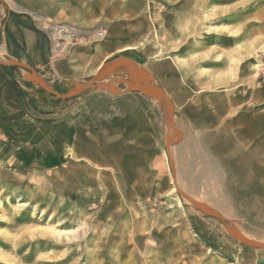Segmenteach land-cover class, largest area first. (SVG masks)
<instances>
[{
	"label": "rangeland",
	"instance_id": "374dc122",
	"mask_svg": "<svg viewBox=\"0 0 264 264\" xmlns=\"http://www.w3.org/2000/svg\"><path fill=\"white\" fill-rule=\"evenodd\" d=\"M48 21L89 32L52 65ZM0 78L23 92L0 95V264H264V218L234 217L199 154L236 185L263 136L264 0H0Z\"/></svg>",
	"mask_w": 264,
	"mask_h": 264
},
{
	"label": "bare ground",
	"instance_id": "6f19581e",
	"mask_svg": "<svg viewBox=\"0 0 264 264\" xmlns=\"http://www.w3.org/2000/svg\"><path fill=\"white\" fill-rule=\"evenodd\" d=\"M232 87V86H231ZM231 89V88H230ZM231 91V90H230ZM227 98H226V102L229 105H235L236 103H238L240 100L238 98V95L236 93H231V94H227ZM226 96V95H224ZM223 97V96H222ZM242 97V96H241ZM221 98V97H220ZM223 99V98H221ZM242 99V98H241ZM262 101V99H261ZM227 105V104H226ZM236 107V106H235ZM238 107V106H237ZM233 108V107H232ZM237 109V108H236ZM237 111V110H236ZM241 112V111H240ZM235 113V112H234ZM229 118V117H228ZM232 118V117H231ZM227 123V122H224ZM223 123V124H224ZM233 125L237 126V131L238 134H244V136L248 137H252L253 133L255 131H259L260 129H262L260 126H256L255 121H252V118L248 117L247 115H241L239 114L238 116H236L235 118H233V120L230 122V126L232 127ZM221 126V125H220ZM227 128V127H226ZM223 129V128H222ZM213 130V129H212ZM224 130V129H223ZM210 132V131H208ZM240 132V133H239ZM263 132V136H261L260 139L253 141V147L250 149V154H248V159L246 160V162L242 159L239 160L238 164V168L233 172V175H237V184L233 185L232 183H230V181L228 180V176L231 174V172H226L225 170H223V168L217 163L214 162V157L213 155L207 151V152H202L200 151V157L201 160L204 159V165H203V173H208L209 175L211 174L212 176H218V178H220V181L223 183V191L228 195L229 199L228 202H230V204L234 207V217H247L249 222L254 224H261L262 222V217L264 218V210L263 209H259L258 207V192H264V129L262 130ZM120 133V132H119ZM203 133V132H202ZM213 133V132H212ZM227 133V132H225ZM111 134V132H110ZM217 134V133H216ZM123 135V134H122ZM200 135V134H199ZM198 135V138H199ZM202 135V134H201ZM237 135V134H236ZM179 136V135H178ZM120 138V137H119ZM123 138V137H122ZM121 138V139H122ZM195 139V137H194ZM200 139V138H199ZM117 140V139H116ZM120 140V139H119ZM196 140V139H195ZM241 140V139H240ZM245 140V139H244ZM201 141V140H200ZM239 141V140H238ZM196 142V141H195ZM210 142V141H209ZM117 143V141L115 142ZM237 143V142H236ZM250 143V141H249ZM195 145L197 143H194ZM200 144V142H199ZM202 144V143H201ZM248 144V143H247ZM246 144V145H247ZM118 145V144H117ZM230 145V144H229ZM106 146V145H105ZM201 146V145H200ZM92 147V146H91ZM100 147V146H99ZM121 147V146H120ZM193 147V146H192ZM191 147V148H192ZM204 147V146H203ZM249 147V146H248ZM90 148V147H89ZM195 148V147H194ZM198 148V147H197ZM228 149V146L226 147ZM196 149V148H195ZM236 149L237 151L242 154L243 153V147L242 145H236ZM201 150V149H199ZM205 150V149H204ZM229 151H231L230 149H228ZM226 151V149H225ZM246 151V150H245ZM94 153V152H93ZM119 153V152H118ZM124 153V152H123ZM122 153V154H123ZM124 155V154H123ZM122 155V156H123ZM105 156V155H104ZM233 156V155H232ZM234 157V156H233ZM92 159V158H91ZM97 159V157H96ZM110 159V158H109ZM118 159V158H117ZM121 159V158H120ZM112 160V159H111ZM216 160V159H215ZM122 161V160H121ZM87 162V161H86ZM89 162V161H88ZM248 162V163H247ZM94 164V163H93ZM202 165V164H201ZM97 168H100V165L96 164ZM205 175V174H204ZM228 175V176H227ZM118 176V175H117ZM176 176V175H175ZM246 176V180L243 181L242 177ZM206 177V175H205ZM209 178V177H208ZM258 178L262 179L263 182H260L258 180ZM258 180V181H257ZM91 183H95L92 182V180L90 181ZM192 182V181H191ZM174 186L171 187L169 189V193H172L174 190H179L181 192H184L185 194H188L189 192L187 191L186 187L181 183V182H177L175 179L173 181ZM132 185V184H131ZM136 185V184H135ZM210 186V184H209ZM133 187V186H131ZM131 189V188H130ZM211 189V188H210ZM247 189H251L253 190H257V194L255 193L254 196H250L247 194L246 190ZM209 190V189H208ZM221 190V188H220ZM111 192V191H110ZM221 192V191H220ZM205 193V192H204ZM213 193V192H211ZM208 195V194H207ZM212 195V194H211ZM210 195V196H211ZM221 195V194H220ZM223 195V194H222ZM253 195V193H252ZM193 196V193H192ZM195 196V195H194ZM215 195H213L214 197ZM210 198V197H209ZM215 198V197H214ZM226 198V196H225ZM194 199V198H192ZM212 199V197H211ZM184 200V199H183ZM196 200V199H195ZM194 200V201H195ZM213 200V199H212ZM218 200V199H217ZM225 200V199H224ZM185 201V200H184ZM222 201V200H221ZM224 202V201H222ZM220 202V204L222 203ZM199 203V202H198ZM216 204L218 203L215 202ZM225 203V202H224ZM89 204V203H88ZM191 204V203H190ZM200 204V203H199ZM219 205V204H218ZM225 205V204H224ZM230 205V206H231ZM88 206V205H86ZM216 206V205H215ZM82 207V206H81ZM107 207V206H106ZM224 207V206H223ZM229 207V206H228ZM221 208V206H220ZM264 208V207H263ZM225 209V208H224ZM227 210H229L227 208ZM232 210V209H230ZM107 211V210H105ZM224 211V210H223ZM226 212V211H225ZM232 212V211H231ZM233 213V212H232ZM230 214V213H229ZM227 215V214H226ZM235 218V219H236ZM245 220V219H244ZM243 222V221H242ZM245 223V221H244ZM263 223V222H262ZM243 225V224H242ZM90 226V225H88ZM259 226V225H258ZM91 227V226H90ZM233 232L235 233V236H237L238 240L246 242V243H250V241L248 240V237L245 233H243L242 231H238L235 226H233ZM256 227V226H255ZM262 230V229H261ZM240 232V233H239ZM72 237L69 236V239ZM101 237V235H100ZM141 237V236H140ZM145 237V236H144ZM143 237V238H144ZM164 237V236H163ZM99 245V244H98ZM262 247V246H261ZM98 251V250H97ZM89 254V253H88ZM96 252H93L92 255V261H94V259L97 257L96 256ZM90 258V257H89Z\"/></svg>",
	"mask_w": 264,
	"mask_h": 264
},
{
	"label": "built area",
	"instance_id": "2783aa9c",
	"mask_svg": "<svg viewBox=\"0 0 264 264\" xmlns=\"http://www.w3.org/2000/svg\"><path fill=\"white\" fill-rule=\"evenodd\" d=\"M42 31L46 35L49 46V64L64 58L75 46L84 42L88 36L87 30L80 29L66 23L42 22ZM105 33L102 29L97 32V38H104Z\"/></svg>",
	"mask_w": 264,
	"mask_h": 264
},
{
	"label": "trees",
	"instance_id": "16d2710c",
	"mask_svg": "<svg viewBox=\"0 0 264 264\" xmlns=\"http://www.w3.org/2000/svg\"><path fill=\"white\" fill-rule=\"evenodd\" d=\"M3 87H7V91L4 94L5 101L7 102V104H11L10 102L13 100V98H14V100L17 103V99L19 97H22L23 96V92L20 89H18L17 84L13 80H11V79H4V84L0 88V94L2 92V88ZM21 117H22V114L20 112L18 114H14V115H10L8 117H5V119L6 120H13V119H19Z\"/></svg>",
	"mask_w": 264,
	"mask_h": 264
},
{
	"label": "crops",
	"instance_id": "0c3cea01",
	"mask_svg": "<svg viewBox=\"0 0 264 264\" xmlns=\"http://www.w3.org/2000/svg\"><path fill=\"white\" fill-rule=\"evenodd\" d=\"M65 23V22H64ZM66 24H70V25H73V24H71V23H66ZM45 43H46V45H47V47H48V43H47V41L45 40ZM5 47H6V44L4 43V49H5ZM14 81V80H13ZM37 87V85H33V88H36ZM32 89V88H31ZM2 97L4 96L2 93L0 94ZM5 98V97H4ZM19 99H17V101H18ZM19 119H21V118H19ZM14 120H18V119H13V120H8L9 122H14ZM200 154V153H199ZM213 157H214V159H215V155H213Z\"/></svg>",
	"mask_w": 264,
	"mask_h": 264
}]
</instances>
